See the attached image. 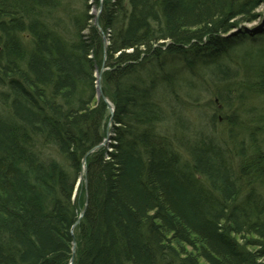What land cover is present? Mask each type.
<instances>
[{"label":"trees","instance_id":"obj_1","mask_svg":"<svg viewBox=\"0 0 264 264\" xmlns=\"http://www.w3.org/2000/svg\"><path fill=\"white\" fill-rule=\"evenodd\" d=\"M44 1L20 0L32 17L0 1V264H70L73 241L74 264H264V30L248 27L264 0H104L111 125L96 94L104 50L92 5L65 34L38 13ZM224 41L226 63L208 78L219 118L247 136L232 161L209 135L180 131L178 90L163 84L162 96L157 72L140 75L153 55ZM108 131L73 199L83 157Z\"/></svg>","mask_w":264,"mask_h":264},{"label":"rangeland","instance_id":"obj_2","mask_svg":"<svg viewBox=\"0 0 264 264\" xmlns=\"http://www.w3.org/2000/svg\"><path fill=\"white\" fill-rule=\"evenodd\" d=\"M4 4L6 5V3ZM7 4H9L10 8L13 11L19 10L20 11L19 15L21 14L25 15L28 12L32 11L27 6L22 7L20 5V0H7ZM84 5H85L84 0H45L43 3H40L39 6L41 8L39 10H41V12L38 11V13L43 16L44 21L49 26L52 27L54 26L57 30L63 31V33L65 34H71L74 30L72 27L74 24V20L81 15ZM88 5H92L90 8L92 9V11L90 10V14L92 12H93L92 15L96 14L95 12L96 7L93 5V0H89ZM20 6L22 8H20ZM33 12L35 13V11H32V13ZM32 13L30 12L29 16L32 17L33 16ZM260 13L263 15L258 19V21L251 24L248 23V26L251 25L255 26V27H251V30L255 31V28L258 29L262 28L264 30V7L261 8ZM0 20L3 21L4 18ZM95 22H96V18L94 17V23ZM97 28L100 30L98 26ZM109 31L110 30H107V32ZM4 39L7 41V37H4ZM262 41L263 39L261 38L258 41L255 40V41H247V42L252 43V45L255 46L258 45L260 46ZM230 46L231 44L229 43L227 44L226 41H224L222 50L221 49L216 51L211 50V53L209 51L207 52L206 50L204 51L205 53H202L201 55L200 52L203 49H201V51H197L194 50V48L193 50H190L187 47L186 52H183L184 54L183 53L180 54L179 52L177 53L173 52L171 53V55H166L165 60L158 58L157 55H153L152 57L156 56V61H151L150 58L151 65L149 64V67H147L148 70L140 71V75L142 72V74L146 78V81H149L148 78L149 75H147V73L151 74L157 72L158 73L157 78L159 83L154 84V89L156 88V90L162 96L163 93L164 95L167 94L166 89L168 90L169 88H171L172 90H176V91L178 90L179 91L178 99H177L178 103L176 105V109L180 113V116L183 119L182 123L185 124L184 127H180V131L188 130L187 138L189 140L197 139L204 134L209 135V137L212 138L213 141H215L213 143L214 147H219L224 151H226V153L224 154L228 157L229 160L232 161L233 159H236L238 152L241 151L242 145L246 143V141L244 140L247 139V136L245 135L244 130L239 128L241 127L239 125V122L235 123L234 126L230 127L227 123H224L223 119L219 118V117H223V114L215 110L218 104L213 103L214 100L213 94L216 92V89L214 88V81L211 78H208L209 76H214L216 74L215 70H218L221 66H223L226 63L225 56L228 55V53H225V49L230 48ZM241 46L242 43L240 44V47ZM234 51L236 52V50ZM155 62L156 64H154ZM102 69L103 71L107 70L108 66L104 65L102 66ZM199 70L201 71L200 73H202L203 78H201V80L203 81V83H199V81L197 80L198 78H196L198 76ZM164 73L167 75L164 76ZM96 75H98L97 71H96ZM172 79H174V81H172ZM163 84L165 85V87L167 86L169 88L163 89L162 87ZM103 87L104 85H102L101 82V89L103 91L104 97H100L98 95V85L96 81V94L98 98H106V94L104 93ZM110 112L111 115L114 117L115 110L112 111V109L110 108ZM113 117L110 118L109 125L113 123ZM224 117H226V114H224ZM233 120H235V118ZM236 125H239L238 129L234 128ZM227 138L228 140H225ZM107 140L110 141V139L108 138V134L106 137V141ZM103 141L97 144L96 146H94L93 148H91L84 156L85 159H87V156L89 154L98 150L99 146H101ZM223 141L225 144L228 142L227 144H230L232 149L231 150L226 149L223 146ZM187 144L189 143L187 142ZM138 147L139 149H141L140 146ZM183 147L182 146L180 147L182 157L189 156L187 149ZM185 147L187 146L185 145ZM43 152L47 153L48 156L51 157L56 156L58 159H60V161H64V158L59 155L55 147H47L45 150H43ZM251 158H253V156H251ZM83 160H82L83 168L78 176L76 188L74 189V193H73V199L79 198V195L84 188L87 191L88 180L86 176L87 174L86 172H84L86 163ZM247 161H249V158H247ZM87 206H88V195H86L85 205L80 213L79 219L83 216L82 212L86 210ZM75 227L76 225H74V228ZM72 233L74 234V230H72ZM74 243H75V249L73 250V256L71 260L75 257L77 251L75 241H73V248H74ZM72 264H74V259L72 261Z\"/></svg>","mask_w":264,"mask_h":264},{"label":"bare ground","instance_id":"obj_3","mask_svg":"<svg viewBox=\"0 0 264 264\" xmlns=\"http://www.w3.org/2000/svg\"><path fill=\"white\" fill-rule=\"evenodd\" d=\"M95 12H96V14H94V17L95 18H97L98 17V20H99V17H100V14H98V9L97 8H95ZM93 14V12L91 13V15ZM96 23V22H95ZM101 33H102V36H103V50H104V57H103V62H102V65H101V67L102 66H104L105 65V61H106V53H107V46H108V44H109V39H108V36H110V31L109 32H104V30H103V28H101ZM238 31H235V32H233V33H231V34H229V35H226V36H230V35H234V34H236ZM222 36V35H221ZM106 41V42H105ZM106 43H107V45H106ZM101 69V68H100Z\"/></svg>","mask_w":264,"mask_h":264},{"label":"water","instance_id":"obj_4","mask_svg":"<svg viewBox=\"0 0 264 264\" xmlns=\"http://www.w3.org/2000/svg\"><path fill=\"white\" fill-rule=\"evenodd\" d=\"M96 25L97 26H100L99 25V21H98V17L96 18ZM106 42V41H105ZM103 70V69H102ZM101 75H102V71L101 72H99L98 73V76H97V85H98V95L100 96V97H104V95H103V91H102V89H101ZM104 99H106V98H104ZM110 108L112 109V111H114V107L110 104ZM84 162H86V159H85V157H84V160H83ZM84 212H85V210L82 212V214H84ZM75 249V243H74V248H73V250ZM74 259V258H73ZM73 259H72V261H73ZM71 261V262H72Z\"/></svg>","mask_w":264,"mask_h":264}]
</instances>
